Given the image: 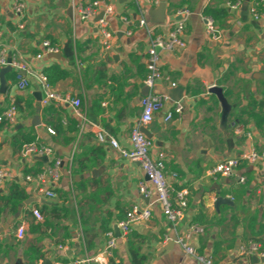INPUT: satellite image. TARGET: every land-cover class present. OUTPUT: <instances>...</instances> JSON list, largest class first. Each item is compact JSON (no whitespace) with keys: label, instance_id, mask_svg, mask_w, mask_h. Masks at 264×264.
I'll list each match as a JSON object with an SVG mask.
<instances>
[{"label":"crops","instance_id":"0c3cea01","mask_svg":"<svg viewBox=\"0 0 264 264\" xmlns=\"http://www.w3.org/2000/svg\"><path fill=\"white\" fill-rule=\"evenodd\" d=\"M23 1L26 9L20 16L14 0H0V52L29 69L13 67L4 76L5 92L0 77V113L13 101L18 108L15 122L0 129V168L10 173L0 190V264H70L88 258L89 264H134L133 252L141 264H203L184 251L180 238L214 264H264L262 252L253 254L257 263L241 253L254 242L264 252V158L241 161L230 177L207 174L251 151L264 155V2L256 19L251 11L259 0H101L113 8L107 16L113 49L106 51L98 25L102 8L92 20L80 15L82 8L100 0ZM182 11L190 12L182 35L185 48L159 51L163 79L154 92L169 101L146 127L152 158L166 155L172 196L187 192L184 217L173 225L140 164L119 156L109 143H99L97 135L105 131L123 149H133L131 133L143 112L150 40L166 39ZM208 11L214 14L220 41L207 35L203 17H210ZM141 19L146 27L139 26ZM44 42L57 53H45ZM54 68L58 72L49 80L46 75ZM36 74L46 77L53 92L81 100L82 118L68 104L39 105L37 95L45 92ZM20 76L29 83L24 90L18 87ZM213 87L222 89L228 114L210 93ZM177 89L183 91L181 101L175 100ZM177 102L182 114L167 121ZM48 128L56 134L50 135ZM24 137L29 144L49 148L47 160L24 157ZM56 160L62 162L60 180L42 184L37 176ZM141 183L150 197L141 193ZM18 187L24 198L13 213L5 200ZM42 190L56 196L48 198ZM219 197L233 206L216 209ZM134 206L149 208L152 215L124 237L117 224ZM34 208L41 210L44 222L35 220ZM22 224L26 231L19 240L16 231ZM109 233L117 245L111 258L104 255Z\"/></svg>","mask_w":264,"mask_h":264},{"label":"built area","instance_id":"2783aa9c","mask_svg":"<svg viewBox=\"0 0 264 264\" xmlns=\"http://www.w3.org/2000/svg\"><path fill=\"white\" fill-rule=\"evenodd\" d=\"M15 6L14 11L18 15H23L25 13L26 5L23 0H14ZM264 0H259L254 3L252 8V14L256 19H258L259 15L257 13V7L260 3H263ZM238 6V5H237ZM236 5H231V8L234 9L237 7ZM102 8L104 12V17L99 20V34L102 39V43L104 45V49L106 51H111L113 49L112 39L113 35L109 31V23L107 22V16H111L113 14V8L110 5H107L104 1H95L88 6L82 8L80 10L81 19L84 21L92 20L96 16L97 9ZM181 18L175 25L169 36L165 39L163 37H154L150 40V47L148 50V60H147V76L144 81V86L149 89V94L142 98L141 105L143 107V112L141 115V119L138 125H136L131 133V143L133 149L128 151L123 149L118 141L112 137H110L105 131H100L97 135V141L99 143H109L110 146L124 159L130 160L132 162L139 163L142 170L144 171L148 181L152 183L155 189V193L157 195V202L161 205L163 213L165 217L170 221L173 225H176L181 219L184 217V211L187 208V192L182 191L176 193L174 196L171 194V187L168 184L165 175V160L166 155L160 153L157 158H152L151 156V148L152 142L148 139L142 132L141 129L143 127H147L153 121L154 115L163 109L166 102L169 101L168 96L159 95L154 92V89L158 82L163 79V74L160 69V50H166L173 52L176 49L185 48L186 44L182 40V35L184 34L187 19L190 16V12L182 11L179 13ZM203 20L206 25L207 35L213 41H220L222 39V34L218 29L215 21L211 17H203ZM140 27H146V20L141 19L139 21ZM150 34L153 35V32L150 31ZM129 36V33H126ZM43 49L47 54H55L57 50L53 48L49 42L43 43ZM38 59H42L43 55H38ZM8 66H11L20 70V71H28V66L25 62H16L12 61L11 64L8 63V60L3 52H0V71ZM33 74V73H32ZM41 88L45 92V96L42 97L41 106H48L52 103H60V104H68L72 107L77 116L82 118L81 115V100L79 99H71L69 97H62L59 94L53 92L50 89V86L47 82L46 77L43 74H36ZM29 86L28 80L24 77H19L18 87L20 90H24ZM172 88H176L177 85L172 83ZM174 113H169L167 117V121L173 118L174 114L181 115L183 112V106L177 102L176 106L173 110ZM18 116V108L16 106L15 101L11 104V106L6 109L4 112L0 113V129L4 124H13ZM50 135H55V131L51 128L47 129ZM237 133H242V129H237ZM51 150L47 147H43L38 143L27 144L23 147L22 153L24 157H46L48 158L51 155ZM264 155H261L255 151H251L250 153L244 154L241 158L237 159H229L223 163L216 165L213 169L208 171V176L210 177H230L233 175L234 171L239 167L241 161H248L249 163H256L259 160H262ZM62 167V162L60 160H56L54 165L48 167L43 173L37 176L38 181L42 184H46L48 181L52 183H57L60 180L61 174L60 170ZM10 178V173L7 170L0 168V190L5 185L6 181ZM241 183H244L245 180L240 179ZM262 184L264 186V173L262 175ZM141 193L150 197L151 192L147 189L144 183L140 184ZM44 196L48 198H54L56 194L52 190L41 191ZM33 217L38 223L44 222V215L39 208H34L31 211ZM151 211L149 208H142L138 206H134L131 211L126 214V218L123 221H120L117 224L118 229L121 231L122 236H128L133 226L136 223L145 222L150 220ZM195 232H203V229L200 227H193L192 229ZM26 228L22 224L18 227L16 231V236L19 240L24 239ZM189 237V236H188ZM179 244L182 245L184 251L194 257L197 261L203 264H213L210 258H206L200 256L196 253L195 249L190 246L186 240L183 238L179 239ZM116 238L113 233H109L107 244L104 250V255L106 257L111 258L113 253L116 250ZM259 250V246L253 244L250 247L241 248V253L244 256H253L254 253H257ZM92 259L88 258L83 261H76L70 264H89Z\"/></svg>","mask_w":264,"mask_h":264},{"label":"water","instance_id":"95a60500","mask_svg":"<svg viewBox=\"0 0 264 264\" xmlns=\"http://www.w3.org/2000/svg\"><path fill=\"white\" fill-rule=\"evenodd\" d=\"M245 1H247V2H249L250 0H245ZM161 8L163 9L164 8V6H161ZM104 17V14H101V16H100V18H103ZM12 59H11V55L8 57V63L9 64H11L12 63V61H11ZM10 71H12V67L11 66H8V67H6V68H4V69H2L1 71H0V77H1V92H5L6 91V89H7V83H6V81H5V79H4V76L8 73V72H10ZM182 90L181 89H177V90H175L174 91V95H176L177 97H176V101H181L182 100V98H183V96H182ZM210 93H212V94H214V95H216L217 97H218V99H219V101H220V103H221V105H222V107H223V110H224V114H228V112H229V110H230V107H229V105H228V103H227V101H226V99H225V97H224V95H223V91H222V89H219V88H217V87H213L212 89H210ZM149 94V89L148 88H145L144 89V92H143V96L145 97V96H147ZM37 100H38V102H39V105H40V102H41V100H42V94L41 93H39L38 95H37ZM39 118L37 117L36 119H35V121L33 122V124L34 125H39L40 123H39ZM141 132L148 138V139H151V136H150V133H149V131L147 130V128H145V127H143L142 129H141ZM45 160H47L46 159V157H43ZM221 205H229V206H233V203H232V201L230 200V199H228V198H226V197H219L217 200H216V203H215V206H216V209H219V207L221 206ZM22 207V206H21ZM115 231L116 232H118V229L117 228H115ZM251 259H252V261L254 262V263H257L258 262V260H259V258H258V256H252L251 257Z\"/></svg>","mask_w":264,"mask_h":264},{"label":"trees","instance_id":"16d2710c","mask_svg":"<svg viewBox=\"0 0 264 264\" xmlns=\"http://www.w3.org/2000/svg\"><path fill=\"white\" fill-rule=\"evenodd\" d=\"M207 15H209L212 18H215L214 14H212L211 11H208ZM56 72H58V69L54 68L50 72L47 73L46 77L49 78V80H50L51 79L50 74L51 73H56ZM30 141H31L30 138L24 137V142L22 143L23 145L21 144V147L26 145V144H29ZM23 198H24V194L18 187L11 193L10 197H8L7 200H5V203H6V205L10 206L12 208V212L15 213L16 209H17V206H18V201L23 199ZM252 244H255V245L259 246L258 253H260V252L264 253L263 249L260 248V245L258 243L254 242ZM133 254H134V264H141V261H139V259H138L137 253L133 252Z\"/></svg>","mask_w":264,"mask_h":264}]
</instances>
